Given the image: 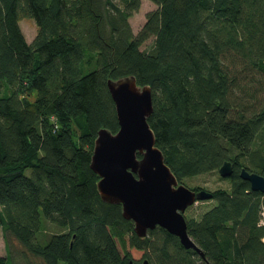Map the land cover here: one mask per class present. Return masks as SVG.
<instances>
[{
	"label": "trees",
	"instance_id": "1",
	"mask_svg": "<svg viewBox=\"0 0 264 264\" xmlns=\"http://www.w3.org/2000/svg\"><path fill=\"white\" fill-rule=\"evenodd\" d=\"M152 1L135 36L140 0H0V229L40 259L24 264H264V192L241 176L264 177V0ZM130 76L152 89L148 123L180 183L232 163L214 205L186 218L205 258L162 227L138 236L99 194L94 143L120 128L107 83Z\"/></svg>",
	"mask_w": 264,
	"mask_h": 264
},
{
	"label": "water",
	"instance_id": "2",
	"mask_svg": "<svg viewBox=\"0 0 264 264\" xmlns=\"http://www.w3.org/2000/svg\"><path fill=\"white\" fill-rule=\"evenodd\" d=\"M107 85L120 128L116 133L100 129L94 143L90 166L100 178L101 198L122 206L124 218L133 221L138 236L145 237L160 226L178 237L186 249L205 258L189 235L185 212L198 201L212 199L213 193L194 191L180 183L167 165L148 123L154 109L151 87L139 86L133 76L109 80ZM219 173L224 178L231 176L232 163L226 161ZM241 176L252 190L264 192L263 176L245 169Z\"/></svg>",
	"mask_w": 264,
	"mask_h": 264
},
{
	"label": "rangeland",
	"instance_id": "3",
	"mask_svg": "<svg viewBox=\"0 0 264 264\" xmlns=\"http://www.w3.org/2000/svg\"><path fill=\"white\" fill-rule=\"evenodd\" d=\"M117 1L119 0H115V2ZM156 9L157 6L152 0H140L139 10L136 11L131 18H129V23L135 36H137L145 26V23L147 21V14ZM20 27L22 29V32L24 33L27 42L32 43L38 33L36 23L33 20L25 19L20 22ZM153 41L154 37H151L149 40L146 41V43L142 46L141 49L144 50L150 47ZM183 184L189 187L190 189H202L211 193L217 189H227L229 187L228 180L226 178L221 177L218 171L207 173L193 179H188ZM213 205L214 201L212 200L198 201L196 204L187 209V211L185 212V216L187 219H198L200 218L202 213L210 209ZM53 233H55L53 229H46L45 232L40 233V237H42V239L44 238L47 240L50 237V234ZM115 238L118 248L120 249L122 254L128 249H130L128 247V236L126 234L122 235L117 233ZM6 242L7 241L4 237V232L2 231V229H0V252L3 255H6L8 254V252H10L11 257L13 259H11V264H24L28 261L38 263L40 261L39 258L32 256L30 253H27L23 245L18 242L15 238H9L8 244ZM132 255L133 257L139 256V252L133 251ZM145 260L147 259H141L140 263H143V261ZM61 264L64 263L61 262Z\"/></svg>",
	"mask_w": 264,
	"mask_h": 264
},
{
	"label": "built area",
	"instance_id": "4",
	"mask_svg": "<svg viewBox=\"0 0 264 264\" xmlns=\"http://www.w3.org/2000/svg\"><path fill=\"white\" fill-rule=\"evenodd\" d=\"M260 214H261V219L259 221V225L262 226V227H264V206L262 207ZM262 240L264 242V237H263Z\"/></svg>",
	"mask_w": 264,
	"mask_h": 264
},
{
	"label": "flooded vegetation",
	"instance_id": "5",
	"mask_svg": "<svg viewBox=\"0 0 264 264\" xmlns=\"http://www.w3.org/2000/svg\"><path fill=\"white\" fill-rule=\"evenodd\" d=\"M139 155H140V154H139ZM139 155H138V157H139ZM141 157H142V156H141ZM141 157H139V158H141ZM136 176H137V175H136ZM157 227H160V226H157ZM157 227H156V228H157ZM156 228H155V229H156ZM155 229H154V230H155ZM133 263H134V262H133ZM145 263H146V262L143 261V263H137V262H135L134 264H145ZM148 264H149V263H148Z\"/></svg>",
	"mask_w": 264,
	"mask_h": 264
},
{
	"label": "clouds",
	"instance_id": "6",
	"mask_svg": "<svg viewBox=\"0 0 264 264\" xmlns=\"http://www.w3.org/2000/svg\"><path fill=\"white\" fill-rule=\"evenodd\" d=\"M187 211V210H186ZM186 217V216H185Z\"/></svg>",
	"mask_w": 264,
	"mask_h": 264
}]
</instances>
